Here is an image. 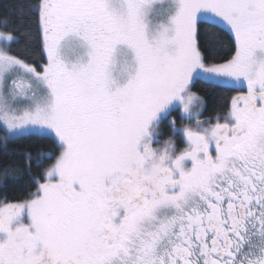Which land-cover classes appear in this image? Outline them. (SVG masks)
Instances as JSON below:
<instances>
[{"label": "snow or ice", "instance_id": "6c2138e0", "mask_svg": "<svg viewBox=\"0 0 264 264\" xmlns=\"http://www.w3.org/2000/svg\"><path fill=\"white\" fill-rule=\"evenodd\" d=\"M15 14L0 23V187L32 190L0 200V264H264V0ZM197 83L235 95L205 117ZM33 138L51 150L8 147Z\"/></svg>", "mask_w": 264, "mask_h": 264}, {"label": "trees", "instance_id": "16d2710c", "mask_svg": "<svg viewBox=\"0 0 264 264\" xmlns=\"http://www.w3.org/2000/svg\"><path fill=\"white\" fill-rule=\"evenodd\" d=\"M22 2L23 0H0V23L3 22L4 17H10V24L15 26L17 20L15 10ZM193 90L198 91L206 101L205 117L214 116L217 112H221L223 110L222 106L227 103L228 97L235 95L234 92H229L227 89L212 88L203 83H197ZM167 133L168 130L165 128V135ZM8 147L14 149L16 153L28 151L35 154L37 150L50 151L52 146L48 141L33 138L16 141L9 144ZM8 159L22 161V156L13 155ZM44 166L46 167L47 165L45 164ZM41 170L40 168H34L33 172L38 174ZM31 190V185L26 180H21L19 183L0 187V200L7 199L8 202H16L23 199Z\"/></svg>", "mask_w": 264, "mask_h": 264}]
</instances>
